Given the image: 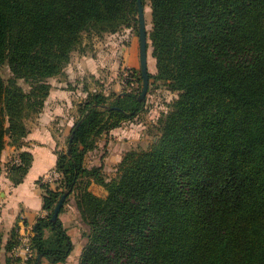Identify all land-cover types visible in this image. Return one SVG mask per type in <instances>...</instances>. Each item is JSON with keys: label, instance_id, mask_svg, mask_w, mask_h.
I'll list each match as a JSON object with an SVG mask.
<instances>
[{"label": "trees", "instance_id": "trees-1", "mask_svg": "<svg viewBox=\"0 0 264 264\" xmlns=\"http://www.w3.org/2000/svg\"><path fill=\"white\" fill-rule=\"evenodd\" d=\"M149 2L150 79L176 93L157 139L126 151L112 177L88 166L98 138L147 106L141 93L88 91L67 150L57 151L61 176L54 186L41 179L46 214L33 226V255L13 253L15 228L6 245L13 262L67 260L74 243L52 214L68 190L87 237L79 264H264V0ZM137 20L138 0H0V156L7 144L23 146L51 78L85 35ZM32 159L23 150L9 161L15 183ZM93 181L106 196L89 189Z\"/></svg>", "mask_w": 264, "mask_h": 264}, {"label": "rangeland", "instance_id": "rangeland-1", "mask_svg": "<svg viewBox=\"0 0 264 264\" xmlns=\"http://www.w3.org/2000/svg\"><path fill=\"white\" fill-rule=\"evenodd\" d=\"M145 17L149 32L152 28L149 0H147L145 5ZM148 67L150 73L156 72V62L152 55L151 45H149L148 49ZM2 71L4 77H8L10 74L8 66H4ZM126 72L133 74L132 76L129 74L128 81L125 78ZM69 76L71 77V81L69 80ZM143 83L140 63L139 22L137 20L114 33L108 32L102 36L96 34L85 35L81 47L73 52L64 73L51 78L52 87L45 100L43 110L52 106L54 117L52 123H69L70 99L76 111L72 121V123H75L80 116L79 104L82 100L86 99L88 91H100L112 99L115 94H119L122 91H133L140 94L143 89ZM23 85L25 88H28L27 84L23 83ZM70 91L71 96L69 97ZM175 96L176 93L169 92L164 86L157 84L151 78L146 97V110L119 126L122 127L121 129H127L130 132V136H125L121 130L117 136L111 134V130L102 134L98 138L97 147L87 154L86 163L97 165L101 162L103 163L102 173L109 177L114 176L126 151L131 148L147 147L156 138L157 120L163 112L169 109V104ZM40 113L34 118L29 119L28 123H35ZM129 121L140 123H126ZM68 137L69 131L62 133L59 143L61 151L67 150ZM109 143L113 148L112 150L109 148ZM113 150L115 153L111 155L110 159L109 155ZM106 165L108 167L104 169ZM91 187L101 195L105 193L102 196L107 195L106 188L100 183L93 181L89 186L90 190ZM68 201H65L63 206ZM69 229L76 240L73 248L74 251L72 250L74 255V253H77V246L81 244L82 238H86V236L83 228L79 226L76 216H73L71 221H69ZM24 233L30 232L24 231ZM13 253L20 255L19 250H14Z\"/></svg>", "mask_w": 264, "mask_h": 264}, {"label": "crops", "instance_id": "crops-1", "mask_svg": "<svg viewBox=\"0 0 264 264\" xmlns=\"http://www.w3.org/2000/svg\"><path fill=\"white\" fill-rule=\"evenodd\" d=\"M71 77L69 76V80ZM71 91L69 92V97ZM75 109L73 103L69 99V123H52L53 121V110L52 106L47 107L40 113L35 123H28L30 132L25 138V142L22 147H17L12 144H7L0 156V264H29L22 260L19 263L13 262L11 258V252L7 250V242L11 237L13 229H19L24 234V231H29L34 226L38 217L42 215L43 210V188L41 187V179L43 175L55 169L58 153L59 143L62 138V133L71 132L74 123H72L75 116ZM126 123H140V122H126ZM122 127L111 130V134L117 136L122 134L129 137L130 132ZM111 141V140H110ZM109 148L112 150L109 143ZM29 151L33 155L32 163L25 174L22 181L15 183L12 179L10 170L8 168L9 161L19 151ZM115 151H111V155H114ZM108 158V160H109ZM98 163V162H96ZM103 163L100 162L102 165ZM88 166L95 165L87 164ZM105 165V164H104ZM111 166V164H109ZM108 166L106 165L104 169ZM96 184V183H94ZM52 186L54 184L52 183ZM91 190L97 195H102L95 192L92 187ZM107 193V192H106ZM70 201V202H69ZM68 201L60 212L59 216L62 219L65 226L68 228V232L72 237V241L75 244L76 240L72 236L69 229V221L76 216L79 226L82 224L79 221L78 210L75 205L74 197ZM70 206V208H69ZM87 240L82 238L81 244L77 246V253L73 252L69 255L65 262L59 264H79V257L82 248ZM76 249V248H75ZM74 251V250H73ZM20 256L25 258V251L19 250ZM43 264H47L48 261L43 258Z\"/></svg>", "mask_w": 264, "mask_h": 264}, {"label": "water", "instance_id": "water-1", "mask_svg": "<svg viewBox=\"0 0 264 264\" xmlns=\"http://www.w3.org/2000/svg\"><path fill=\"white\" fill-rule=\"evenodd\" d=\"M139 5V35H140V63H141V72L143 77V89L140 94V99H144L147 96L149 85H150V71L148 67V30L146 25V17H145V7L142 2V0H138ZM73 134L74 130L71 133L69 142L71 143L73 141ZM157 139V138H156ZM70 149L68 152L70 153ZM69 194V191H65L61 198L59 199L53 214H52V220H56L61 212V209L67 199V196ZM38 264H41V255L37 258Z\"/></svg>", "mask_w": 264, "mask_h": 264}, {"label": "built area", "instance_id": "built-area-1", "mask_svg": "<svg viewBox=\"0 0 264 264\" xmlns=\"http://www.w3.org/2000/svg\"><path fill=\"white\" fill-rule=\"evenodd\" d=\"M129 74H130L129 72L125 73V78L126 79L129 77ZM14 161L15 162H19L20 160H19V158L15 157ZM60 176H61V174H60V172L58 170L52 169L51 171H49L48 173L43 175L42 181L43 182L53 183ZM45 214H46V211L44 210V212L42 213L41 216H43ZM32 230H33V227L31 228L30 233L22 234L20 232V234H21V236H20L21 244L18 247H16V249H15L17 251L23 249L25 251V255H26L25 258L33 255V251L30 248V244H29L30 236H31V234L33 232Z\"/></svg>", "mask_w": 264, "mask_h": 264}]
</instances>
